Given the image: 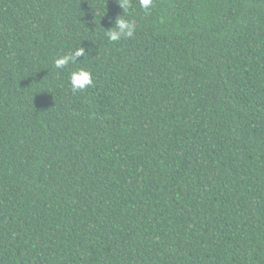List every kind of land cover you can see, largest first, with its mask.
<instances>
[{"label":"trees","instance_id":"16d2710c","mask_svg":"<svg viewBox=\"0 0 264 264\" xmlns=\"http://www.w3.org/2000/svg\"><path fill=\"white\" fill-rule=\"evenodd\" d=\"M119 4L0 0V264H264V0Z\"/></svg>","mask_w":264,"mask_h":264},{"label":"clouds","instance_id":"9594fccd","mask_svg":"<svg viewBox=\"0 0 264 264\" xmlns=\"http://www.w3.org/2000/svg\"><path fill=\"white\" fill-rule=\"evenodd\" d=\"M130 0H120L122 9L129 7ZM153 4V0H139L141 8L148 10ZM136 31L135 23L124 19L122 16L118 17L115 21V27L106 31V35L110 41H118L121 38L132 37ZM86 56L82 47L77 48L75 51L57 57L54 60V66L57 69H64L70 63L76 62V57ZM70 85L73 91H82L93 85L92 74L85 69L73 71L70 74Z\"/></svg>","mask_w":264,"mask_h":264}]
</instances>
